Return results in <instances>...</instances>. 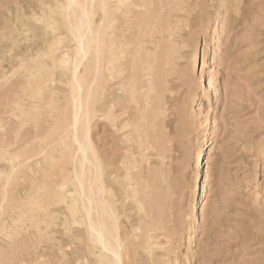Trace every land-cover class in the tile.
I'll return each mask as SVG.
<instances>
[{
	"label": "rangeland",
	"instance_id": "rangeland-1",
	"mask_svg": "<svg viewBox=\"0 0 264 264\" xmlns=\"http://www.w3.org/2000/svg\"><path fill=\"white\" fill-rule=\"evenodd\" d=\"M63 2L0 0V204L6 202L0 206V264H93L95 257L79 206L74 211L60 200L63 194L70 203L69 193L77 190L68 140L75 44ZM203 8L178 62L186 77L169 78L164 113L157 112L161 100L154 92L150 99L140 94L137 110L128 114L141 118L133 138L150 149L126 141L132 127L123 133L106 120L104 82L90 139L105 164L122 233L137 238L141 259L151 261L143 229L154 224L167 229L154 241L157 263L264 264V0H207ZM95 18L99 23V13ZM205 139L201 186L207 196L196 219L193 169ZM127 157L139 163L131 173L144 178L142 212L122 186Z\"/></svg>",
	"mask_w": 264,
	"mask_h": 264
},
{
	"label": "bare ground",
	"instance_id": "bare-ground-1",
	"mask_svg": "<svg viewBox=\"0 0 264 264\" xmlns=\"http://www.w3.org/2000/svg\"><path fill=\"white\" fill-rule=\"evenodd\" d=\"M64 1H66L63 2L64 5L62 4L64 21L68 24L72 43L75 44L74 57L71 63V78L68 85V87L70 86L68 92H70L71 120L69 119L70 123L67 126L70 128L68 140H71V146L69 148L72 149L69 160L73 167L71 181L77 190L76 196L69 193V197L72 198L70 203L66 202L68 196L63 194L60 196V200L74 211L79 206V212L82 215L81 223L86 229L91 244L90 248L95 255L93 264H160L154 259L156 255L154 254L156 245L154 241L158 236H165L167 229L164 231L163 227L154 224L143 229L144 244L149 248L147 252L151 261L141 259L137 249V238L134 234L125 237L122 233L117 203L112 194V189L107 186L105 164L100 158L101 155L93 148L90 139L91 123L96 117L95 98L101 82H104L103 85L107 91L106 120L114 123V128H121L123 133L132 127V135H125L126 141L131 145L136 143L140 150L150 149L151 146L144 144L145 142L133 138V135L136 136L140 132L138 120L141 118L133 120L132 115L128 114L131 109H133V113L137 110L135 106L138 105L140 94H144L143 96L150 99L151 95L155 93L159 102L161 100L157 112L164 113L162 103L164 93L168 92L169 78H175L174 75H177V79L186 77L184 72H178V67H180L178 62L182 58V52L189 48V45H186L188 38L195 36L194 29L197 27L198 21L202 19L203 7L207 0ZM96 13H99L101 18L99 23L95 21ZM63 39L65 38L63 37ZM53 47L52 45L51 48ZM54 51L55 49L53 54H56ZM197 61L198 54L195 52L192 56V63L196 65ZM143 104L145 103L143 102ZM23 112L24 110L21 113ZM207 140L205 139L204 144H201V150L197 153L198 162L193 169L195 172L194 183L199 187V193L194 202L196 219L199 215L197 209L200 199L203 201L207 196L205 185L201 186L204 183L203 171L206 165V152L210 145ZM144 146L146 149L143 148ZM48 154L50 155V152ZM39 155L41 156V154ZM47 155L44 153L42 156ZM33 157L35 156L33 155ZM25 159L26 157H24V161ZM131 160V158L126 160L129 165H125L126 174L122 179V186L125 194H129V199H132L142 212L145 210L146 199L144 188L143 191L141 190V183L144 178H141L139 174L131 173V168L139 167L137 161L131 163ZM157 166L159 167V165ZM166 180L164 181L166 182ZM65 185H62L61 188H64ZM5 203L2 202V204ZM78 225L80 224L78 223ZM163 262L170 264L168 260Z\"/></svg>",
	"mask_w": 264,
	"mask_h": 264
}]
</instances>
